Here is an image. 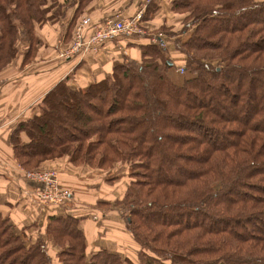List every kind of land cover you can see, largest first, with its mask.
Here are the masks:
<instances>
[{
    "label": "trees",
    "instance_id": "obj_1",
    "mask_svg": "<svg viewBox=\"0 0 264 264\" xmlns=\"http://www.w3.org/2000/svg\"><path fill=\"white\" fill-rule=\"evenodd\" d=\"M95 1L0 0V72L21 49H29L25 66L37 29L74 9L72 46L81 12ZM170 8L181 23L160 28L168 48L145 38L140 62L115 63L86 87L61 81L10 136L26 172L63 159L109 175L124 166L120 201L98 205L127 212L138 254L89 253L78 218L41 210L43 235L59 248L53 257L42 234L27 241L36 223L17 234L14 205L9 219L0 214V264H264V0H173ZM158 10L150 5L144 18Z\"/></svg>",
    "mask_w": 264,
    "mask_h": 264
},
{
    "label": "crops",
    "instance_id": "obj_2",
    "mask_svg": "<svg viewBox=\"0 0 264 264\" xmlns=\"http://www.w3.org/2000/svg\"><path fill=\"white\" fill-rule=\"evenodd\" d=\"M172 1L96 0L81 12L82 18H90L92 24L97 25L110 16L120 15L122 19H133L143 12L144 15L140 27L144 33L134 35L142 36L141 38L122 36L108 42L99 51L75 54L68 58L65 54L71 48L70 42L72 38L69 39V36H66V29L69 21L74 16L73 9L64 22L46 24L44 27L37 29V38H39L40 43L32 48L33 54L25 66L23 65L25 61L23 60L24 54L29 49H21L20 56L7 69L0 72V189L5 188L4 192H0V208L3 210L10 208L16 205L20 197L28 196V193L23 191L24 186H39L23 177L24 169L15 160L10 144L11 132L15 125L35 116L39 112L40 102L45 95L61 81L68 78L69 84L73 89L86 87L110 75L113 72L115 63L122 62L124 59L140 62L142 47L147 42L145 38H149V42L152 43V38L156 33H163L160 31L163 25L176 28L180 25L181 18L174 15L171 11L170 4ZM154 4L158 6L159 10L154 12L150 18L145 19L147 8ZM49 168H57L61 186L71 191L72 196L68 205H71L72 208L75 207L78 211L94 209L95 198L93 193H87L83 189L85 188L84 186L95 185L91 180L82 176L84 168L75 169L64 159L51 163ZM93 172L102 174L99 171ZM123 173L122 175H126ZM2 174L7 176L3 178L1 177L3 176ZM117 181L118 179L115 182ZM119 189H122L119 191V195L124 194L126 189L124 190L123 186H119ZM27 204L29 205L28 202ZM64 206L66 205L62 207ZM53 209H58V207L55 206ZM41 210L44 212L47 208L41 207L38 210L39 214ZM69 211L70 209H65V213L70 214ZM109 211L111 212L108 215L115 213L113 210ZM116 217L112 219L114 227H105L103 231H114L113 236H116L115 233L122 234V241L115 238L106 241L103 237L100 238L107 248L114 247L115 252L120 247H124L125 237H128L124 231L125 227L123 228L122 226L123 220ZM82 222H84L83 226L86 233L88 232L87 234L93 235L97 232L96 222L91 220H83ZM87 225L90 227H87Z\"/></svg>",
    "mask_w": 264,
    "mask_h": 264
},
{
    "label": "rangeland",
    "instance_id": "obj_3",
    "mask_svg": "<svg viewBox=\"0 0 264 264\" xmlns=\"http://www.w3.org/2000/svg\"><path fill=\"white\" fill-rule=\"evenodd\" d=\"M177 74L173 73L172 76H177ZM119 167L116 169V172L112 171L110 173V175L106 174V173L97 174V173H94L93 171H89L88 169L82 170V176L84 178H88L89 180H91L92 183L95 185V186H84L85 188L83 189L85 192H87V193L92 192L94 195L93 197L95 198V200H94L95 205H94L93 210L78 211L75 207L72 208L71 205H68V204L64 207H62V206L58 207V209H64V210H65V208L70 209V211H69L70 215L78 218L81 221L82 227H84L83 223L85 222V221L82 222L83 220H91V221L97 223L96 224L97 232H95L93 234L94 237H93V235L87 234L89 237V242H90L89 253H93V252H96V251L101 250V249H108L112 252H115L114 247L111 246V247L107 248V246L103 242V240L100 239L101 237H103L106 241H110L111 239H114V238L122 241V239H121L122 234L115 233L116 236H113L114 231L113 232H104L103 230L105 229V227H111V228L114 227L112 225V219H114L116 216H118L116 218L123 220L122 217L127 216V212H125V210L122 209V207H120V206H117L116 208L102 209L99 205H97V203H99V202H105V203L111 202V203L116 204L117 202L120 201L119 198H121L123 196V194L119 195V191L122 190V189H119V186H123L124 190L127 188L128 180H127V178H125V176L128 174V170L125 169L124 166H122L121 168H119ZM45 170H55L58 172L57 168H49V169H45ZM37 171H39V170H30L29 169L28 172L32 173V172H37ZM24 172H25V170H24ZM28 172H26V173H28ZM122 173L126 174V175H122ZM2 175L3 176H1V177H3V178L7 176L4 174H2ZM23 177L26 180H28L26 174H23ZM102 177H103V180H102ZM113 177L118 178V181L108 185L106 183V180L108 178L112 179ZM123 177H124V179H122ZM34 184H36V183H34ZM41 189H42V186H40V185L39 186H24L23 191L27 192L28 196L20 197V198L18 197L19 199L17 200L16 205H18L19 211L17 213L15 211L13 213V216L11 215V222H12V224H14L16 226V228H17L16 231H17L18 235H23L24 226H30L33 223L37 224V226L31 228L30 230H28L27 232L24 233V234H27V241L29 240L30 243H31V238L34 241V239L38 238L39 234H42V235L44 234V227L47 223L46 216L48 215V213L45 216L43 214V217H42V213L39 214L35 209H32V207L36 208L38 210H40L41 207L49 208L46 211L52 212V211H54L53 207L58 206V205H52V204H46V203L42 204V201L37 196L38 192H41ZM4 191H5V188L0 189V192H4ZM21 191H22V189H21ZM0 195H1V193H0ZM8 202H9V199H8ZM27 202L29 203V205L27 204ZM24 204L26 205L27 209H30L29 212L25 211ZM50 208H52V209H50ZM1 210H2V208H0V214H2L3 217H6L9 219L10 214L6 210L3 212ZM109 210H113L115 213L108 215L111 212ZM29 213L34 214V217L30 218ZM51 214H54V213H51ZM55 214H57V212ZM79 214H81V215H79ZM113 215H116V216H113ZM95 219H98V220H95ZM107 219L110 221H108ZM122 222H123L122 226H123V228L125 227L124 231L128 235V237H125V240H124L125 245H124V247L119 248L118 252L131 253L132 255L136 256L138 254L139 249L135 245L136 243H135L132 235L127 231L124 221H122ZM87 227H90V226L87 225ZM39 230L41 231L40 233L38 232ZM43 237L47 240L46 242H48V244H49V247H50L49 249L51 251L52 256L55 257L57 252L59 251V248L56 247L55 245H53L52 242L48 240L46 234L43 235ZM92 237H93V239H92ZM101 242H103V243H101Z\"/></svg>",
    "mask_w": 264,
    "mask_h": 264
},
{
    "label": "built area",
    "instance_id": "obj_4",
    "mask_svg": "<svg viewBox=\"0 0 264 264\" xmlns=\"http://www.w3.org/2000/svg\"><path fill=\"white\" fill-rule=\"evenodd\" d=\"M144 13H139L133 19H122L120 15L105 18L101 24L94 25L90 18H83L78 24L70 50L65 54L68 58L75 54L99 51L106 43L122 36H134L143 34L140 27ZM152 44L161 49L168 48V41L164 33H156L152 38ZM180 75L184 69L177 70ZM28 180L42 186L37 196L43 203L63 206L70 202L72 193L61 186L59 173L55 170H39L37 172H24ZM98 220V219H95Z\"/></svg>",
    "mask_w": 264,
    "mask_h": 264
}]
</instances>
